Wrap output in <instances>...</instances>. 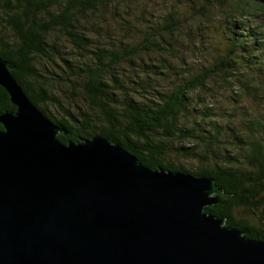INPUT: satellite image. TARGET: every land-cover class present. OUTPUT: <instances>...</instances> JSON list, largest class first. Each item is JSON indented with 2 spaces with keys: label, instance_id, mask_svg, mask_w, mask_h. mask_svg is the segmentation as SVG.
Segmentation results:
<instances>
[{
  "label": "trees",
  "instance_id": "trees-1",
  "mask_svg": "<svg viewBox=\"0 0 264 264\" xmlns=\"http://www.w3.org/2000/svg\"><path fill=\"white\" fill-rule=\"evenodd\" d=\"M0 58L63 143L211 177L206 212L264 239V0H0Z\"/></svg>",
  "mask_w": 264,
  "mask_h": 264
},
{
  "label": "water",
  "instance_id": "water-1",
  "mask_svg": "<svg viewBox=\"0 0 264 264\" xmlns=\"http://www.w3.org/2000/svg\"><path fill=\"white\" fill-rule=\"evenodd\" d=\"M0 58L13 110L0 112V264H264L247 237L206 207L211 177L152 169L109 137L68 131L27 96Z\"/></svg>",
  "mask_w": 264,
  "mask_h": 264
}]
</instances>
